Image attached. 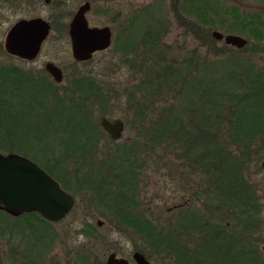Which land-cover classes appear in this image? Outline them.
<instances>
[{
	"label": "rangeland",
	"instance_id": "374dc122",
	"mask_svg": "<svg viewBox=\"0 0 264 264\" xmlns=\"http://www.w3.org/2000/svg\"><path fill=\"white\" fill-rule=\"evenodd\" d=\"M181 1L0 0L1 44L9 29L21 19L39 17L52 27L40 55L34 62L18 61L6 53H0V66L15 68L25 73V76L40 72L44 75L41 69L46 61H51L62 68L64 78L61 83L57 84L49 77L46 81L50 85L45 83L48 86L40 91L41 94L38 88L27 87L29 97H33L34 103L36 98H42V94L45 93L42 100L50 107H56L58 104L68 105L70 102L68 98H73L74 103L80 101L82 106L89 110L88 120L101 134L97 152L89 159L94 163L92 167L103 164L110 156L116 157L119 154L117 149L129 146L135 149L136 156L143 165L137 176L138 206L135 205L127 209L128 211L140 215V218L151 220L160 230L170 226L178 227L181 224L179 213L182 210L198 212L206 219L208 216H219L227 229L230 227L234 234L233 241L237 238L250 257L258 256L263 261L264 141L255 139L246 145H239L229 139L233 111L229 110L220 120L218 119L217 142L225 147L232 159L244 164L245 178L254 189L260 211L256 229L243 236L240 234V228L235 227L236 216L228 215L225 208L223 210L227 215L223 212L218 214L214 210L220 204H213L215 206L213 208V205L206 202L211 187L209 176L204 173L206 168L200 161L201 158L191 157L192 161L190 159L187 163L188 160L182 158L180 150L173 144L166 149L160 146L153 150L147 149L145 145V137L148 136V132L150 133L147 128L150 120L164 118L166 114L171 116V109L180 103L176 88L181 84L175 87L172 82L168 90L166 88L153 96L150 95L144 105L148 106L146 122H139L138 111L133 103H137L136 99L140 104L144 103L141 102L139 88L144 85L142 83L144 80L146 82L147 72L154 70L159 57L165 65H176L183 70L182 83L191 82L197 73L196 69L202 67L204 63L209 65L214 61L229 60L236 64L232 68L238 73L250 62L255 73L260 75V78L257 77L262 81L263 87L260 90L264 94V0H216L221 6L219 14H211L210 20L201 27L200 35L197 27L192 25L193 19L188 18L187 14L176 15V6L178 7ZM85 2H89L91 6L86 15L88 23L97 27L108 26L112 31V40L109 48L94 54L88 61L80 62L72 56L67 26L79 6ZM159 5L164 6L167 16L160 17L159 22L150 21L148 14L157 10ZM239 17L256 20L255 27L244 25ZM150 30H154L151 37L156 41L153 42V47H149L150 41H147L151 38ZM214 31L223 35L242 36L247 40V46L237 49L225 44L223 40H216L212 38ZM80 78L86 79V83L76 87L73 81ZM89 84L98 91L87 92L84 85ZM93 94H100L105 101ZM186 115L184 114L182 122L187 124L193 122V116ZM102 117L110 120L121 118L124 121L125 127L118 140H112L109 134L103 131L100 126ZM62 125L58 123L53 129L47 126L40 128L36 126V129H32L36 144L27 155L39 166L43 163L50 166L53 161H46L49 153L53 149H59L61 139L69 141L68 136H75L73 133L64 135L61 132ZM7 130L9 129L6 122L0 121V149L4 151L21 149L15 137L9 135ZM38 147L42 148L41 152H38ZM62 160L66 171L74 176L91 169L85 166L89 161L85 156L80 159L81 161L78 160L80 163L78 165L73 164L77 158L62 156ZM77 167L80 170L75 171ZM101 172L104 178L102 185L106 184L110 177L113 178L111 169L105 167ZM78 182L75 178L72 181L74 188L73 192L69 193L74 197L75 205L73 211L64 219L43 223L40 216H35L32 237L28 246L26 245L27 255L32 256L34 264H105L111 253L127 259L130 264H136L132 258L136 251L142 253L150 264H177V261L168 258L167 254L153 249L154 246L143 237V233H136L117 222L105 209L104 203L98 202L93 191L80 189L77 186ZM2 217L4 225H11L12 220L9 217L5 215ZM30 221L32 224L33 220ZM23 229L21 232L26 234L27 230ZM40 235L42 239L38 240ZM181 237L187 243L186 248H194L196 243L191 242L187 235ZM3 251L5 252L4 249Z\"/></svg>",
	"mask_w": 264,
	"mask_h": 264
},
{
	"label": "trees",
	"instance_id": "16d2710c",
	"mask_svg": "<svg viewBox=\"0 0 264 264\" xmlns=\"http://www.w3.org/2000/svg\"><path fill=\"white\" fill-rule=\"evenodd\" d=\"M163 7L159 5L157 10L148 14L149 20L159 22L160 17L167 16ZM220 9L221 6L216 0H182L179 6H176L175 13L177 16L187 14L188 18L193 19L192 25L197 27L200 35L203 24L210 20L211 14H219ZM239 19L244 25L255 27L256 20H245L241 17ZM152 31L154 30L149 32L150 37L154 35ZM154 40L153 37L147 39L150 41L149 47H153V42L156 43ZM231 63L229 60L214 61L209 65L204 63L202 67L196 69L197 73L191 82L182 83L183 70L176 65H165L159 57L154 70L147 72L146 82L144 80L142 82L144 85L139 88L142 95L141 102L144 103L140 104L136 99L137 103L133 104L138 111L139 121L146 122L148 115L146 114L148 106L144 107L146 100L158 91L161 92L166 88L168 90L172 82L175 87L181 84L176 88L180 103L171 109V116L166 114L164 118L150 120L147 127L150 133L148 132V136L145 137V145L149 150L160 146L166 149L174 145L180 150L179 154L182 158L188 160L187 163L190 162L191 157L201 158L200 161L206 168L204 173L209 176V187H211L206 202L208 205L220 204L214 210L218 214L224 213L223 208H225L228 215L236 216L235 227L240 228V234L244 236L249 235L258 225L260 211L256 203L257 198L253 187L245 178L244 164L232 159L225 147L217 142V124L218 119L220 120L224 113L231 110L234 115L231 119L229 139L239 145H246L255 139L263 142L264 94L260 90L263 87L262 81L258 79L260 75L255 73L250 62L238 73L232 68L236 64ZM85 80L80 78L73 82L77 87L85 84ZM148 80L152 81L148 82ZM28 82L30 81L26 80L23 73L0 67V121L6 122L9 132H17L15 139L21 148L18 150L23 153H29L28 147L32 149L36 144V139L32 135V129H36V126L53 129L56 124L62 123L61 132L64 135L70 133L75 135L68 136L69 141L61 139L59 149H53L49 153L46 161H53L50 166L41 164V167L56 179L64 190L73 192L72 181L75 178L79 181L77 186L80 189L92 190L98 202L104 203L105 209L117 222L136 233H143V237L154 246L153 249L164 255L167 254L166 256L177 261V264L264 263L261 257H250L236 237V241H233L234 234L230 227L227 229L219 216H208L206 219L198 212L182 210L179 213L181 224L178 227L170 226L160 230L151 220L140 218V215L128 211L127 209L138 206L137 176L143 165L136 156L135 149L130 146L117 149L118 159L110 156L103 164L92 167L94 163L89 159L97 152L101 134L97 127L89 122L87 117L89 110L84 108L80 101L74 103L73 98H68L70 100L68 105L58 104L56 107H50L42 100L45 93L33 103V97H29ZM84 86L87 92L98 91L90 84ZM42 90L44 89L39 90V94ZM93 95L105 101L100 94ZM184 114L188 117L193 116V122L183 123ZM41 149L38 147V152H41ZM62 156L77 158L74 165L80 164L78 160L81 161L85 156L89 160L85 166L91 169L74 176L66 171ZM105 167L111 169L113 178L110 177L108 183L102 185L104 178L101 171ZM76 170L80 169L77 167ZM34 214L39 216L37 213ZM42 221L44 223L46 220ZM185 235L191 242L196 243L193 249L186 248L187 243L181 237ZM40 237L42 235L37 239H42Z\"/></svg>",
	"mask_w": 264,
	"mask_h": 264
},
{
	"label": "water",
	"instance_id": "95a60500",
	"mask_svg": "<svg viewBox=\"0 0 264 264\" xmlns=\"http://www.w3.org/2000/svg\"><path fill=\"white\" fill-rule=\"evenodd\" d=\"M90 9L85 2L75 12L69 23L72 55L77 61H88L97 51L110 47L112 34L109 27H89L86 12ZM42 18L21 19L7 32L5 50L23 59H33L41 42L47 37L50 25ZM212 38L223 40L237 49L243 48L247 40L242 36L223 35L214 31ZM56 81H61V71L52 64L46 66ZM122 121L111 122L102 118L101 126L112 140H118L123 131ZM264 167V162L262 164ZM74 197L64 190L60 183L33 161L11 153H0V210L13 216L35 212L43 219L58 222L73 211ZM100 223V222H99ZM136 264H150L146 257L136 251L132 256ZM105 264H130L127 259L108 255Z\"/></svg>",
	"mask_w": 264,
	"mask_h": 264
},
{
	"label": "flooded vegetation",
	"instance_id": "af4514ba",
	"mask_svg": "<svg viewBox=\"0 0 264 264\" xmlns=\"http://www.w3.org/2000/svg\"><path fill=\"white\" fill-rule=\"evenodd\" d=\"M90 8H91V6H90ZM86 15H87V12H86ZM86 20H87V18H86ZM86 23H88V20H87ZM88 26L89 27H97V26L89 24V23H88ZM51 28L52 27L50 25V30H49L48 35L41 42L39 51H38L37 55L34 56L33 59H23L21 57L9 54L4 48L5 47L4 44H5V38L6 37L4 38L3 43L2 44L0 43V53H4V54L6 53L9 57L15 58L18 61L34 62L37 59V56L40 55L41 50L43 48V45H44L45 41L48 39V37L50 35ZM67 34L69 36V23H68V26H67ZM111 34H112V31H111ZM69 38H70V36H69ZM245 46H247V44ZM245 46H243V48H245ZM243 48H241V49H243ZM98 52H102V51H97L94 54H97ZM94 54H93V56H94ZM81 62H84V61H81ZM48 64L54 65L56 68H58L61 71V76H62L61 77L62 78L61 81L58 82V81L55 80L54 77H52L53 75L48 71V68L46 67ZM0 67H3V66H0ZM4 67L8 68L10 71L20 72V71H18L15 68H10V67H7V66H4ZM41 71L44 73V75L40 72V73H32V74H29L28 76H26V80L30 81V82H28V84L30 85V88H38V90L46 88V86H48V85H45V83L49 84L46 81V80H48L49 77L57 84L61 83L63 81L64 75H63L62 68H60L59 66H57L55 63H53L51 61H46L44 66H43V69H41ZM23 74L25 75V73H23ZM102 118H106V117H102ZM102 118L100 119V126H101ZM29 119L32 121L31 117ZM106 119L111 121V122H113V121L117 120L118 118L114 119V120H110L108 118H106ZM119 120L122 121L123 129H124V127H125L124 121L121 120V118ZM33 121H34V119H33ZM101 128L103 129L102 126H101ZM103 131L106 132L104 129H103ZM8 133H9V135L14 136V137H15V134H17V132H14V131H13V133L8 131ZM30 150H31V148L29 146L28 147V151H30ZM0 153L3 154V155L15 153V154H18V155H21V156L27 158L30 161H33V159H31L27 155V153H23V152H21L19 150H17V151L16 150L4 151L3 149L2 150L0 149ZM2 215H5V216L9 217V219L12 220L11 225L6 226V225H4L5 223H2L3 222L2 220H4L3 219L4 216L2 217ZM30 220H33L32 224H31ZM34 222H35V214L33 212L24 213V214H22L20 216H13V215L5 212V211L0 210V264H3L4 262L6 264H34L35 261L33 260L31 255H29V256L27 255L28 254V250L26 249V245L28 246V244L30 242V239L32 237V231L31 230L33 229V227L35 225ZM23 226L25 227L24 229H23ZM27 227H28V229H27ZM22 229L23 230H27V233H26L27 235L25 234V232L24 233L21 232ZM26 236H27V239H26ZM3 249L5 250V252L3 251Z\"/></svg>",
	"mask_w": 264,
	"mask_h": 264
}]
</instances>
